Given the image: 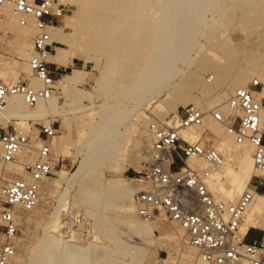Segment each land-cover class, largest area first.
<instances>
[{
    "label": "bare ground",
    "instance_id": "6f19581e",
    "mask_svg": "<svg viewBox=\"0 0 264 264\" xmlns=\"http://www.w3.org/2000/svg\"><path fill=\"white\" fill-rule=\"evenodd\" d=\"M59 4L77 7L79 14L77 16H66L63 28L51 27L53 41H59L62 46L56 47V53L50 61L66 67L72 65L74 59L93 63L99 73L94 88L96 94L86 93L80 99H89L92 103L98 99L102 101V105L101 108L98 106L101 109L100 111L98 109V112L95 113L92 110L94 113L88 123V130L92 135L90 143L93 147L88 149L86 157L80 161L77 171L71 178H68L66 176L68 173L66 174L63 170L56 172L57 179L56 182L54 181V185L59 187L67 182L68 190L62 197L64 199H67L70 185H80L85 188L86 197L83 204L86 210L104 211L110 209L112 205H116L121 208L122 212L135 215V212H137L135 197L138 193L144 191L145 187H131L128 185V179L108 178L107 176V173L117 174L124 169L121 162L124 152L123 138L127 128L125 127L123 130L122 127L126 125L129 116L136 110L133 102L150 89L162 90L168 88L169 94L178 96L184 105L205 108L199 100L190 97L187 85L191 83V80H184L185 82L176 86H171V81L182 71L179 62L188 61L191 68H187V70L191 72L195 60L198 58L204 60V57L209 56L205 51L200 57H190L191 51L197 45L196 37L208 11V0H59ZM157 6L159 11L155 15V27L147 40L140 41V38L136 36L138 29H134V27L143 19V13L147 8ZM5 15L6 23L2 28L6 27L7 29H3L5 34L2 41L5 42L4 38L9 34L7 31L14 30L18 32L17 35L20 36V40L17 42L20 63H28L29 65L34 47L31 43L29 44L28 39L36 29L33 24L28 27L21 26L18 17L14 15L12 8L9 6L5 8ZM113 16L115 19H110ZM127 29L133 30V35ZM89 31L92 34L95 32V34L101 33L100 35L114 39L111 45L115 46L116 52H110L111 56L106 66H101L99 62L103 47L96 50H93L92 47H86L89 41L87 43L85 41H87ZM12 33L14 34L13 31ZM91 33L88 35H92ZM219 33L221 34V32ZM146 43L148 44L146 50L139 56V61L133 64L134 72L125 76V67L129 62L135 61L131 51L139 49L141 44ZM89 46L91 45L89 44ZM125 59L126 63L124 64ZM8 65L10 63L0 62L1 70L6 69ZM29 74L28 79L31 84L35 87H41V83L36 78H34V83L32 72H29ZM257 75L259 79L264 80L261 74ZM87 76L88 71L74 68L70 74L57 81L56 86L59 96L55 95L48 102L39 103L34 109H31L22 98H12L0 114V120H14L18 128L29 132L32 127L31 122L40 121L45 124L49 123V119L58 117L61 120L62 128L70 134L73 128L72 124L74 125L72 123L74 118L71 114L72 105H61L59 99L70 98L72 93L80 91V87L83 86ZM251 77L245 70L238 71L223 90L214 96L209 105L226 106L230 93L234 92L235 88H246V83ZM76 102L79 104L77 100ZM176 117L178 120L176 123L171 124L172 127L179 123L180 115L178 114ZM151 120L149 116H141L137 123L139 127H142L139 124L140 121L150 122ZM148 133L146 132L145 136L141 134L143 138L151 141ZM207 133L219 138L218 145L215 148L227 161L223 167L213 172L208 182L209 188L219 200L228 204H235L248 189L254 176L258 175L253 162V148L248 144L238 145L235 137L228 132L226 126L215 121L210 114L207 115L202 129L191 130L184 137L188 141L196 143L201 141ZM60 138L58 136L54 141L58 145L60 154L68 156V149L63 146L62 142H59ZM59 162L57 158L56 163ZM92 162L95 164L92 165ZM189 164L198 169L209 167L207 163L200 160H190ZM129 168L136 170L138 165L133 161H129L125 170ZM96 170L100 172L97 175L92 174ZM13 173L21 174L22 167L14 168ZM79 181H83V183ZM66 206L65 208H67ZM63 207L61 203L52 213L53 219L49 223L50 226L45 228L44 231V244H34L28 247V264H89V255L94 241H87L84 244L80 236H73L72 231L64 227L66 218L63 213L61 214ZM129 220L124 221L126 231L123 236L116 233L118 236L113 238L111 236L113 234H110L107 236L108 243L97 244L98 249H100L99 252H102L100 257L105 264H141L153 257L151 251L149 252L146 249L147 245L167 247L166 245H170V243L187 244L186 232L182 227H180L181 229L175 228L174 232L164 234L159 239L153 224ZM263 222L264 194H258L246 214L244 231L247 232L251 228H257ZM134 238H139L142 243H137L133 240ZM187 248L193 247L188 245ZM240 263L249 264L245 260ZM200 264L203 263L200 261Z\"/></svg>",
    "mask_w": 264,
    "mask_h": 264
},
{
    "label": "built area",
    "instance_id": "2783aa9c",
    "mask_svg": "<svg viewBox=\"0 0 264 264\" xmlns=\"http://www.w3.org/2000/svg\"><path fill=\"white\" fill-rule=\"evenodd\" d=\"M11 7L21 26L34 25L37 34L29 60L32 76L41 87L20 77L5 83L0 80V114L14 97L22 98L34 109L57 93V69L51 63L56 47L51 27H58L67 16L59 0H0V62L12 63L7 51L3 25L5 8ZM228 112V114H227ZM224 124L238 145L253 148V162L258 172L248 189L235 204L219 200L209 188L214 171L223 167V155L203 139L192 143L185 139L191 130L204 127L207 115ZM264 82L253 80L246 88L236 89L226 106L213 111L195 105L183 107L179 123L167 126L153 122L149 126L151 147L148 167L135 181L145 187L135 197L137 216L153 222L164 216L186 232L187 245L196 248L203 264H264V233L252 239L244 231L246 214L264 188ZM29 132L18 128L14 120H0V264H11L17 256L16 240L20 232L19 217L35 211L41 201L43 185L60 167L53 146L60 135L55 122H31ZM36 126V128H35ZM190 160L208 164L194 168ZM22 167V173H13Z\"/></svg>",
    "mask_w": 264,
    "mask_h": 264
},
{
    "label": "rangeland",
    "instance_id": "374dc122",
    "mask_svg": "<svg viewBox=\"0 0 264 264\" xmlns=\"http://www.w3.org/2000/svg\"><path fill=\"white\" fill-rule=\"evenodd\" d=\"M63 7L66 9L67 16H77L79 14V9L77 7L70 5H63ZM158 11V6L155 8H147L143 13V19L136 27H134V29H138L136 36L140 38V41L147 40L150 36V33L156 24L155 15ZM110 19H115V17L113 16ZM133 24H135V22H133ZM57 26L63 28L65 26V21ZM3 29L6 30L7 28L5 27ZM12 31H7L9 34L4 38V43L9 54L15 58L10 65L6 66V69L1 70L0 66V80L5 83L15 81L20 77L28 79L30 76L29 72H31L28 63H20L21 60L19 59L20 56H18L19 49L17 43L20 40V36H18L19 34L17 35L18 32L14 30ZM127 31L132 32L133 35V30L127 29ZM219 32H221V34ZM33 33L34 34L28 39L29 44L31 43L32 45L34 37L37 34L36 30ZM89 33L91 32L89 31ZM95 33H91L92 35L87 34V41L85 42H89L86 44L88 46H84L92 47L94 48L93 50L103 47V52L101 53L102 56H100L99 62L101 66H106L110 59L109 57L111 56L110 52H116L115 46L111 45V42H113L114 39L112 37L100 35L101 33ZM95 37L98 38L96 39ZM8 42L12 44H9ZM196 42L197 45L191 51L190 57H200L205 51H207L206 53H208L209 56L204 57V60H200V58L195 60L192 69L193 71L191 72L187 70V68H191L188 61L179 62L182 71L171 81V86H176L186 80H191V83L187 85L189 87L190 97L199 100L201 105H203L208 111H213L214 109L224 107L225 105L212 104V106L209 105L210 101L214 99V96L218 92L223 90L225 85L235 77L238 71L245 70L250 76H252L246 83L247 87L253 79H259L257 74H261L264 77V0H208V11L200 32L196 37ZM89 44L91 46H89ZM147 46V43L141 44L139 49L131 51L135 61L129 62L127 67H125V76L134 72L133 64L139 61V56L144 53ZM123 63H126V59ZM81 64L87 65L86 70L90 72L89 81L80 87V91L72 93L70 98L66 97L59 99L61 105H72L71 114L74 118L72 122L74 123V125L72 124V132H69L70 134H68L67 131L62 128L60 118L53 117L48 120L57 123L60 127L59 137L61 138L59 139V142H62L63 146L68 149L67 153L70 154H68V156L61 155L58 145H56L54 141L53 146L57 158L61 162H59L60 167L57 169V172L61 170L65 171L66 174L68 173V175H66L68 178H71L77 171L79 163L84 157H86L85 155L88 152V149L93 147L90 143L92 135L90 130H88V123L93 113H96L102 105V101L98 99L94 100L93 103L92 101L90 102L89 99H80L82 95H85L86 93L96 94L94 88L98 80L97 77L99 76L93 63L81 61ZM71 70L72 69H68L66 73H61V75L57 74V80L61 79L63 75L70 74ZM260 80L262 81L263 79ZM262 82H264V80ZM235 90L236 88L234 91ZM232 93L233 92L230 93V96ZM147 94L148 96L152 94L149 96V100ZM56 95L59 96V91ZM81 101L82 103H80ZM133 105L136 110L132 112L129 116L128 122L122 127L123 130L125 127L127 128V132L123 138L124 152L121 162L124 169L117 174L107 173V176L108 178L119 177L128 179L129 186L138 187L141 185L136 182L135 179L138 173H143L148 167L149 160L147 156L151 147L150 139L143 138L142 134L145 136V133H148L149 126L153 122L167 126L169 122V126L176 123L178 120L176 116H178L183 107L187 105H184L182 101L179 100L178 96H171L168 88H163L162 90L150 89L143 93L140 98L136 99L133 102ZM92 110L94 112H92ZM100 110L101 109L98 111ZM141 116H149V118L152 119L150 122L140 121L139 124L142 125L143 128L139 127L137 123ZM38 122L42 124V122ZM203 140L213 147H217L219 138L207 133ZM129 161L136 163L138 168L136 170L130 168L125 170ZM226 162L225 158V163ZM94 164L95 163L92 162V165ZM98 172L100 171L96 170L95 172H92V174L97 175ZM56 179L57 175L55 174L52 179H49L44 183L42 197L38 208L33 212H24L20 215V232L16 240L17 256L12 264H28V247L34 244H44L45 228L50 226L49 223L53 219L52 213L61 203L64 206L61 209V214L63 213L66 218L64 227L70 229L73 236H80L84 244L87 243V241H94V245L91 246V253L89 255V264H105L100 257L102 252H99L100 249H98L97 244L108 243L107 236L110 234H115L114 236L111 235L113 238L118 236L116 233L123 236L126 231L124 221L127 219H130L129 221L136 220L141 223L153 224L156 228V235L159 239H161L164 234L174 232L175 228L181 229L178 224L170 223L164 216H158L157 220L147 222L139 218L136 212L135 215L132 213H124L121 208L116 205H112L110 209L104 211H99L97 209L91 211L86 210L83 204V200L86 197V194L84 193L85 188H82L80 185H70L68 196H66L67 199H64L62 197L68 190V184L67 182H64L61 186L56 187L54 185ZM79 182L83 183V181ZM141 187L144 188V186ZM65 206L67 208H65ZM57 221L59 222V220ZM251 229L263 235L264 222L259 227ZM135 238L133 239L134 241L142 243L139 238ZM1 242L4 241L0 238V244ZM166 246L167 247L155 246V248L154 246L151 247L147 245L146 249L149 252L151 251L153 257L151 260L142 262L141 264H200L198 259L199 252L197 249H188V245L183 243H170V245Z\"/></svg>",
    "mask_w": 264,
    "mask_h": 264
},
{
    "label": "crops",
    "instance_id": "0c3cea01",
    "mask_svg": "<svg viewBox=\"0 0 264 264\" xmlns=\"http://www.w3.org/2000/svg\"><path fill=\"white\" fill-rule=\"evenodd\" d=\"M56 42H59V41H57V40H55ZM60 43V42H59ZM56 53V52H55ZM54 53V54H55ZM82 61V60H81ZM81 61L80 60H78V59H74L73 60V62H72V65H70V66H68V67H66V66H63V65H60V64H57V63H53V64H55L56 65V67L54 66V68H56L57 70H58V75H61V73L63 74V73H66L67 72V70L68 69H74V68H78V69H83V70H86L87 69V65H83V64H81ZM85 63V62H84ZM72 69V70H73ZM71 70V71H72ZM87 71V70H86ZM67 75V74H66ZM65 75H63L62 77H61V79L64 77ZM61 79H59V80H57V81H60ZM89 79H90V72L88 71V76H87V79L85 80V82H84V84L86 83V82H88L89 81ZM251 238L252 239H261L262 238V234L261 233H259V232H257V231H252L251 232Z\"/></svg>",
    "mask_w": 264,
    "mask_h": 264
},
{
    "label": "trees",
    "instance_id": "16d2710c",
    "mask_svg": "<svg viewBox=\"0 0 264 264\" xmlns=\"http://www.w3.org/2000/svg\"><path fill=\"white\" fill-rule=\"evenodd\" d=\"M264 193V188H262L261 190H260V194H263Z\"/></svg>",
    "mask_w": 264,
    "mask_h": 264
}]
</instances>
